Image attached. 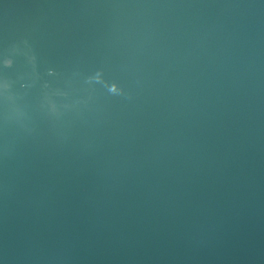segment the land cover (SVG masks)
I'll use <instances>...</instances> for the list:
<instances>
[{"label":"water","instance_id":"1","mask_svg":"<svg viewBox=\"0 0 264 264\" xmlns=\"http://www.w3.org/2000/svg\"><path fill=\"white\" fill-rule=\"evenodd\" d=\"M0 264H264V0H0Z\"/></svg>","mask_w":264,"mask_h":264}]
</instances>
